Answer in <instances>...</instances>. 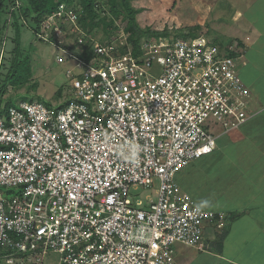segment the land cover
I'll return each mask as SVG.
<instances>
[{
    "label": "built area",
    "instance_id": "2783aa9c",
    "mask_svg": "<svg viewBox=\"0 0 264 264\" xmlns=\"http://www.w3.org/2000/svg\"><path fill=\"white\" fill-rule=\"evenodd\" d=\"M78 20L62 3L42 37L53 21ZM128 36L92 37L100 63L66 51L81 71L67 70L63 105L19 101L0 117V186L21 187L0 191V259L9 264H41L49 252L62 264H182L177 244L207 249L216 213L175 175L215 150L210 119L230 132L250 118L244 53L224 56L206 37L143 41L137 53ZM156 179V198L132 200L131 189Z\"/></svg>",
    "mask_w": 264,
    "mask_h": 264
},
{
    "label": "rangeland",
    "instance_id": "374dc122",
    "mask_svg": "<svg viewBox=\"0 0 264 264\" xmlns=\"http://www.w3.org/2000/svg\"><path fill=\"white\" fill-rule=\"evenodd\" d=\"M132 3L136 8L142 9L137 14V19L143 28L149 26L158 30L169 28L173 33L179 28L187 31L192 26L202 25L208 29L212 36L214 32H217L216 37L219 40L213 42L224 54L228 53L232 46L230 42L231 37L239 38L243 41L244 39L241 34L247 33L246 30H250L252 25L260 28V31H264V0H132ZM64 23L53 21V27L48 30L49 41L38 40L29 30L24 31L23 40L25 44L27 43L34 48V57L31 64L33 76L32 80H29L27 85L22 86V88L10 86L7 96H11L16 103L24 100L29 102L40 101L46 106L57 107L72 98L70 92L71 77L67 75V70L72 68L75 70V73H78L81 69L76 67L77 60L66 51H70L71 49L68 46L73 44V49L79 55L82 52L88 58V61H91V59H94L93 44L91 48L80 46L78 43L74 45L78 36L73 30L74 25ZM61 27L62 32H60ZM118 35L119 31L112 35L99 31L94 34V39L107 44L112 40L113 36ZM179 38L185 39L183 36H179ZM60 40L61 43H59ZM250 44L247 41L244 49H238V45L234 47L236 49L234 55L244 53L238 60V74L243 84L245 79L248 80L249 78L252 81H257L258 85L262 87L261 83L264 81V78L261 77L264 72V32L259 34L256 40ZM59 56L64 57L62 62L58 60ZM101 57L99 56V59L94 60L100 63ZM244 60L248 61L246 66L251 71L241 68ZM252 71L258 74L255 79L252 77ZM34 83L37 84L36 89H33L32 84ZM59 91H62L61 95L59 98H56ZM6 115L7 111L4 112L0 109V117L6 119ZM245 123L241 124L239 128ZM205 128L214 136L219 137L217 141L221 142L225 141L229 137V134L238 130L233 129L229 132L228 127H225L223 123L215 119H210L206 123ZM217 150L219 149L217 148ZM217 150L215 149L212 153L192 161L182 170L178 171L175 178L182 188L196 198L203 208L214 209L216 211H226L233 208L243 212L238 216L240 220L236 221L233 227H230V238H227V245H225L227 251L224 250L223 256H221L220 253L222 251L219 252L220 248L217 247L218 245L215 242H211L207 250H198L195 247L179 243L177 244L178 251L176 256L182 264H232L227 254L231 255L232 252L235 254L236 247L238 246L237 243H240L241 239L245 236L256 239L261 235L259 230L252 231L253 227L251 223L253 222L248 216V212H245L241 207L252 201L248 197V194H255L254 197L259 200L260 196H257V194L264 187L249 185V182L241 187L240 180V185L237 183V180L230 185L229 182L223 181L220 183L213 181L211 183L208 180L206 182L208 177H215L216 173H224L226 172L225 170H229L231 166L222 161H227L228 158L234 159L235 155H237L235 148H231L230 151L229 149H225L224 151L228 153L220 152L222 149ZM251 154L253 155L254 153L248 152L247 157H250ZM253 184L255 183L253 182ZM248 185L249 187L247 188L246 186ZM158 186V179L155 180V184L152 187L140 185L137 190L131 189V198L133 201L136 198L145 201L147 196L156 198ZM0 191L11 196L18 194L21 191V187L0 186ZM132 196H135V198ZM213 226L216 228V225ZM218 232H220L219 229ZM238 233H243L245 236ZM251 234L252 236H248ZM0 262V264H8L5 259H1ZM41 264L62 263L58 253L49 252L45 255Z\"/></svg>",
    "mask_w": 264,
    "mask_h": 264
},
{
    "label": "trees",
    "instance_id": "16d2710c",
    "mask_svg": "<svg viewBox=\"0 0 264 264\" xmlns=\"http://www.w3.org/2000/svg\"><path fill=\"white\" fill-rule=\"evenodd\" d=\"M62 3L65 4L67 10H74L79 16L78 25L64 21L74 25L73 30L78 35L74 45L78 43L80 46L91 48L92 37L99 31L107 35L124 31L129 35V43L137 53L142 52L143 41L169 42L173 39H180L179 36H183L185 39L206 37L212 41L219 40L216 37L217 32H214L215 35L212 36L208 29L202 25L192 26L187 31L179 28L173 33L169 28L162 30L150 26L143 28L137 19V14L142 9L136 8L132 0H0V109L4 112H8L11 106L16 105L14 99L7 96L10 86L22 88V86L27 85L29 80H32L33 76L31 64L34 48L27 43L25 44L23 40L24 31L29 30L38 40L47 41L42 37V34H46L44 21L56 12ZM79 37H83L85 42H79ZM230 42L233 47L231 46L230 53H225L224 56H236L234 55L236 53L234 47L237 45L238 49H244V43L239 38L231 37ZM68 48L73 49V44L69 45ZM80 55L88 60L82 52ZM32 85L33 89H36L37 84ZM28 88L30 89V87ZM61 92L59 91L56 98L60 97ZM213 211L216 213L212 221V227L216 225L213 242L218 245L220 252L230 234V227L243 211L233 208L225 212ZM222 213H225L223 225L218 227L217 224Z\"/></svg>",
    "mask_w": 264,
    "mask_h": 264
},
{
    "label": "crops",
    "instance_id": "0c3cea01",
    "mask_svg": "<svg viewBox=\"0 0 264 264\" xmlns=\"http://www.w3.org/2000/svg\"><path fill=\"white\" fill-rule=\"evenodd\" d=\"M260 30L261 29L257 26L252 25L250 30H246L247 33L241 34L244 39L242 41L244 43V47L247 45V41L252 44L258 35L264 32ZM242 63V69L251 71V69L246 66L248 61L244 60ZM257 75V73L252 71L253 79H255ZM261 77L264 78V72ZM248 80L245 79L244 85L249 88L248 104L251 116L241 128H239L236 132L229 134V137L225 141H217L218 144H216L215 148L216 150L217 148L219 150L222 149L220 152L223 151L224 153H228L224 151L225 149H229L230 151L231 148H235L237 155H235L234 159L228 158L227 161H222L231 166L229 167V170H225L226 172H224V176V173H216L215 177H208L206 182L208 180H210L211 183L213 181L215 183L223 181L229 182L230 185L234 183L235 180H237V183H239L240 180L241 187L246 185L247 182H249V185L264 187V81L261 83L262 87H260L257 81H252L249 78ZM217 139H219V137H217ZM248 152H252L254 154L247 157ZM253 182L255 184H253ZM249 185L246 187L248 188ZM248 195L252 201L249 202L250 204L246 203L242 205L241 209L248 212V216L253 222L251 223L253 227L252 231L259 230L261 235H259L256 239H251L243 233H238L239 235H244L245 237L241 239L240 243H237L238 246L236 247L235 254L233 252L231 255L227 254L229 256V260L232 261V264H264V188L257 194V196H260L259 200L254 197L255 194ZM220 211L225 212L224 210ZM238 220H240V218H237L236 221ZM229 235L227 238H230ZM248 236H252V234ZM206 239L210 242V244L214 241V227H208L206 230ZM226 240L222 253H220L221 256H223L224 250L227 251V247L225 246L227 245Z\"/></svg>",
    "mask_w": 264,
    "mask_h": 264
},
{
    "label": "clouds",
    "instance_id": "9594fccd",
    "mask_svg": "<svg viewBox=\"0 0 264 264\" xmlns=\"http://www.w3.org/2000/svg\"><path fill=\"white\" fill-rule=\"evenodd\" d=\"M211 153H212V152H211ZM209 154H210V153H209ZM206 155H208V154H206ZM204 156H205V155H204ZM201 158H202V157H201ZM208 210H210V209H208ZM211 211H213V210H211ZM213 212H215V211H213ZM222 214L225 216L224 213H222ZM213 220H214V219H213ZM213 220L210 221V223H209L210 226H212V221H213ZM219 222H220V221H219ZM219 222H218V224H219ZM215 223H216V222H215ZM218 224H217V226H218V227H221V226H219ZM206 240H207V239H206ZM207 242H208V241H207ZM209 245H210V242H208V246H207V247H209ZM206 250H207V249H206Z\"/></svg>",
    "mask_w": 264,
    "mask_h": 264
}]
</instances>
